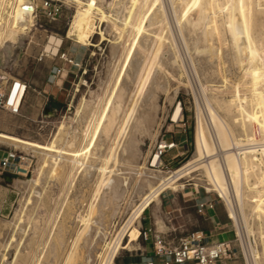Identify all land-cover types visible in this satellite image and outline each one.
<instances>
[{"label": "rangeland", "instance_id": "1", "mask_svg": "<svg viewBox=\"0 0 264 264\" xmlns=\"http://www.w3.org/2000/svg\"><path fill=\"white\" fill-rule=\"evenodd\" d=\"M56 1L61 7V14L55 20H52L43 9L46 0H35L36 13L33 25L25 33L18 34L15 40H4L0 43V86L3 90L10 91L12 81L21 80L27 85L20 114H12L0 107V134L12 135L44 146L59 135L57 141L62 148L60 153H55L59 159L61 158L57 168L59 175L57 173L58 176L55 174V177H52L51 174L47 183L44 178V184L42 183L44 186L39 187L40 190L42 189V196L37 197L35 204L38 208L35 206V210L31 213L34 219L27 225V248L23 249L22 254L13 264H99V254L104 251L105 240L116 239L134 206L140 203L142 195L148 191L144 181L149 178L156 182L159 177L176 171L196 159L200 116L202 115L206 124L210 125L205 106L207 99L211 100V104L223 120L233 129L236 127L235 134L237 136L242 134L240 128L232 123L231 116L228 118L224 110L215 102L216 99V101L221 100L222 103L230 96L222 78L223 72L227 73L221 70L218 61L210 63L206 68L204 57L194 54L198 70L196 74L190 64L189 54L179 43L180 62L185 64L180 76V71L173 70L178 67L168 61L173 62V59H169V55L173 57L172 51L162 50L154 54L152 45L145 52L137 46L136 50L139 52L137 49L139 48L140 54L142 52L145 55L141 54L144 56V59L142 58L144 66L138 69L140 72L134 70L135 68H129L122 82L123 85L121 84L122 88L125 85L127 98L125 101L118 100V103L124 106L119 113L112 112V121L108 126L110 131H102L91 153L79 159L85 164V173L84 171L77 173L74 160L77 151L88 144L87 126L94 123L93 120H96L105 106L131 39L127 33L119 38L120 35L115 33L113 24L105 22L97 24L100 25L96 30L97 33L90 39L93 46L77 43L75 37L68 35L77 6L69 0ZM110 1L100 0L105 9ZM162 2L167 9L172 3L171 0H162ZM258 18L257 30H259L256 34L264 35V15ZM101 28L107 40H103V36L99 34ZM174 28L173 26L172 36L177 42L178 35ZM174 31L176 34H173ZM52 36L61 39L56 52L53 50L56 46L50 40ZM116 43L120 44V52L116 49ZM193 43H197L196 40L190 42L191 46ZM66 58L73 62L70 63ZM230 64L227 62L224 66L229 73L226 75L228 79L230 78L229 82L236 80L242 71L240 68H233ZM228 65L231 68L227 67ZM139 84L142 85L141 87L144 86L145 90L138 96L127 131L121 135L122 139L119 138L121 141L118 140L120 144L117 145L118 148L116 146L117 152H114L112 167H109L108 173L102 178L99 168L110 156L107 145L114 143L113 140L118 137V128L123 122L125 112L133 103L136 95L134 93H137ZM149 85L153 87L149 88ZM154 87H156L155 91H152ZM241 90L242 93H247L245 89ZM150 92L154 94H148ZM179 105L182 108L181 116L178 120H174L173 115ZM62 125L64 130L60 129ZM164 142L175 146L162 155L161 164L153 165L158 147ZM12 146L28 150L33 164L26 178L9 173L0 176V249L3 236L7 229L13 226L15 216L18 214L17 210L22 204L21 200L25 198L26 192L32 191L34 180L40 173L44 158H47L46 154L49 153L44 148L0 136V154ZM143 163L149 170L138 171L137 166ZM193 169L196 170L178 180L172 188H191L190 197L204 198V201L199 204L189 202L185 209L173 214L172 218L175 225L190 230H201L206 228L208 223L199 213L202 214L203 211L207 213L208 206L212 202L218 201L215 207L221 211H224L226 206L222 198L208 185L205 168L196 165ZM75 173L79 174L75 176L76 178ZM6 176L11 177L12 180L9 181ZM173 194L179 199L184 192L179 189ZM204 203L205 209L202 210L200 206ZM80 216L86 221H82ZM230 222L235 231L232 243L237 249L238 257L229 261L248 264L241 238H236V233L238 235L239 231L234 221L230 220ZM138 227L141 231L138 241L140 244L144 239L142 218ZM251 238L256 254L259 255L262 244L259 240L255 241L253 236ZM138 242L129 249L121 250L113 264H122L130 254H134L139 247ZM70 253L73 255L69 260ZM14 254L15 247L11 250V260H14Z\"/></svg>", "mask_w": 264, "mask_h": 264}, {"label": "bare ground", "instance_id": "2", "mask_svg": "<svg viewBox=\"0 0 264 264\" xmlns=\"http://www.w3.org/2000/svg\"><path fill=\"white\" fill-rule=\"evenodd\" d=\"M69 1L76 4L77 12L68 35L75 37L77 43L83 46H93L90 39L93 34L97 33L96 30L100 26L97 24L105 22L113 24L115 33L120 35L119 38L127 33L131 39L129 41L131 43L127 45L129 47L123 55L119 74L115 84L113 83L114 87L106 100L105 106L95 118L96 120H93L94 123L87 126L88 144L77 151L74 160L77 173L83 171L85 173V164L79 159L83 155L87 156L88 153H91L97 144L96 142H98V136L102 131L109 129L112 112L119 113L122 110L124 105L119 104L118 100L125 101L127 97L125 85L122 88L121 84L129 68H135L134 70H138L140 67L143 68L142 60L145 55L141 52L144 55L141 56V50L144 49L143 52H145L152 45L154 54H156V51H172L173 57L169 55V59H173V62L168 61L173 63V66L178 67L173 70L180 71V76L185 69V64L181 63L182 61L180 62L179 43L189 54L190 64L196 74L198 70L194 61V54L204 57L206 68L210 63L218 61L221 70H225L227 74L229 73L226 72L224 67L227 62H230L233 68L242 70H240L238 78L236 77L237 79L231 82L228 81L230 78L228 79L227 74L223 72V83L230 96L228 99H224L222 103L221 100L217 99L218 101H216L215 99L216 105L224 110V114H227L228 118L231 116L232 123L240 128L241 136L235 134L234 129L236 127L233 129L229 123L223 120L211 104V100L207 99L205 106L207 107L210 125L209 123L206 124L201 115L197 129L196 159L176 171L159 177L156 182L147 177L148 179L144 181V185L148 186V191L142 195L140 203L134 206L116 239L114 241L105 240L104 251L99 254V264H113L121 250L129 249L139 240L141 231L138 223L146 207L150 206L156 199L158 200L162 193L169 194L172 186L178 180L196 170L193 169L196 165L205 168L208 185L224 201L231 219L229 216L228 218L234 221L239 231V234L236 233V235L241 238L239 240L243 244L247 263L264 264V35L262 33L260 35L256 34L259 30H257L259 27L257 26L258 17L264 15V0H171L172 3L169 9L163 5L162 0H111L107 9L101 4L100 0ZM35 13V0H0V43L4 40L13 41L18 34L25 33L33 25ZM173 26L178 35L177 42L174 41L172 36ZM176 32L173 34H176ZM99 34L103 36V40H107L102 28ZM50 40L55 44L56 47L53 50L56 52L61 44V39L52 36ZM195 40L197 43H193L191 46L190 42H195ZM119 45L116 46L118 51ZM137 46L142 48L141 50L137 48L139 52L136 50ZM134 57L135 61L133 60ZM154 80H152V83ZM220 80L222 81V79ZM14 83L18 82L14 81ZM14 83L8 96L13 91ZM141 86L139 84V89H136L137 93H134L136 95L133 103L124 114L123 122L118 128V137L115 141L113 140L114 143L111 145L108 143L107 145L110 156L100 168L98 167L102 178L108 173L109 167H112L111 162H114V152H117V145L120 144L118 140L119 138L122 139L121 135L127 131L138 96L142 94L141 91L145 90L143 89L144 86ZM150 87L153 86L149 85ZM155 88L152 91H155ZM242 88L247 93H242ZM24 91L25 89L22 88L21 93L23 94ZM148 94L153 95L154 93L150 92ZM181 112L182 108L179 105L173 115L174 120H178ZM200 112L202 113L201 109ZM63 128L64 126L60 129ZM257 134H259V137ZM0 136L49 151L46 154L47 158H44L40 167L39 175L34 180L32 191L29 192V190L25 193V196L23 195L25 198L22 199L23 201L21 200L22 204L20 209L17 210L18 214L16 213L17 216H15L13 226L9 227L5 236H3L0 264H13L18 256L22 254L23 249L27 248V225L31 224L30 220L34 219L31 217V213L35 210V206L38 208L35 204L37 203V197L42 196V189L40 190L39 187L44 186V178H46L45 182L47 183L51 174L54 175H51L52 177H55V174L57 175L61 158L59 159L55 153H60L62 148L57 141L59 135L45 146L8 134H0ZM84 158L86 159V157ZM161 163V157L156 155L152 164ZM137 168L138 171L149 170L145 163L138 165ZM56 169L57 172L55 173ZM86 173L88 174V171ZM75 176H79V174L76 175L75 173ZM80 218L82 221H86L85 218L81 216ZM252 236L255 241L258 242L259 240L262 244L259 255L256 254L251 243ZM13 247H15V257L12 261L10 255ZM72 255V253L69 254V260Z\"/></svg>", "mask_w": 264, "mask_h": 264}, {"label": "built area", "instance_id": "3", "mask_svg": "<svg viewBox=\"0 0 264 264\" xmlns=\"http://www.w3.org/2000/svg\"><path fill=\"white\" fill-rule=\"evenodd\" d=\"M43 9L52 20L61 14V7L56 0H46ZM66 60L70 63L73 62L71 59L66 58ZM59 72L57 71V73ZM17 82H11L10 86L14 83V87L9 96V90H3L0 86V107L12 114H20L27 90V85L21 80ZM22 88L25 89L23 94L21 93ZM174 146V144L168 145L164 142L159 145L156 155L162 157L166 150L172 149ZM32 164L33 160L28 150H21L12 146L0 154V176L9 173L26 178L31 172ZM215 204L216 202L210 203L208 208L213 209ZM205 205V203L202 204L200 209H205L203 208ZM143 235L147 238L148 232L144 231ZM237 257L238 252L232 241L209 243L205 242V236L202 232H193L183 239L178 246H173L165 239L157 237L155 256L148 258L146 264H217L219 261H229Z\"/></svg>", "mask_w": 264, "mask_h": 264}, {"label": "crops", "instance_id": "4", "mask_svg": "<svg viewBox=\"0 0 264 264\" xmlns=\"http://www.w3.org/2000/svg\"><path fill=\"white\" fill-rule=\"evenodd\" d=\"M179 189L183 190L184 194L179 196L178 199L173 192ZM190 191L191 188L173 187L169 194L162 193L158 200L156 199L150 206L146 207L141 218L143 223L142 231L148 232L147 238L144 237L143 242L140 244L139 240L137 241L139 247L136 252L130 254L122 264H146L148 258L155 256L157 237L165 239L173 246L180 245L181 241L193 232H202L205 236V242L209 243L234 240L235 231L231 227L230 219L227 217L228 211L226 212V209L224 211L217 209L218 201L216 207L207 209V213L204 211L202 214L199 213L208 223L206 228L190 230L174 224L173 214L185 209L189 202L199 204V202L204 201V198L190 197ZM217 264H237V262L223 260L217 262Z\"/></svg>", "mask_w": 264, "mask_h": 264}, {"label": "water", "instance_id": "5", "mask_svg": "<svg viewBox=\"0 0 264 264\" xmlns=\"http://www.w3.org/2000/svg\"><path fill=\"white\" fill-rule=\"evenodd\" d=\"M6 178H7L9 181H11V180H12V178H11V177H9V176H6Z\"/></svg>", "mask_w": 264, "mask_h": 264}]
</instances>
